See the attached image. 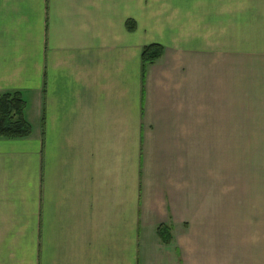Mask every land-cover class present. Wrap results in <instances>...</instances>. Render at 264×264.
<instances>
[{"label":"crops","instance_id":"1","mask_svg":"<svg viewBox=\"0 0 264 264\" xmlns=\"http://www.w3.org/2000/svg\"><path fill=\"white\" fill-rule=\"evenodd\" d=\"M237 11L0 0V95L31 127L0 138V264H264V235L236 233L264 218V0Z\"/></svg>","mask_w":264,"mask_h":264},{"label":"trees","instance_id":"2","mask_svg":"<svg viewBox=\"0 0 264 264\" xmlns=\"http://www.w3.org/2000/svg\"><path fill=\"white\" fill-rule=\"evenodd\" d=\"M129 31L134 30L132 22L127 23ZM163 49L157 45L145 47L141 54L143 67L158 60ZM25 102L19 93L0 95V138L8 140L24 139L30 136L31 127L24 119ZM158 237L164 244L171 240L170 229L158 228Z\"/></svg>","mask_w":264,"mask_h":264},{"label":"rangeland","instance_id":"3","mask_svg":"<svg viewBox=\"0 0 264 264\" xmlns=\"http://www.w3.org/2000/svg\"><path fill=\"white\" fill-rule=\"evenodd\" d=\"M242 7H243V0H236V8L237 10V18L240 17L242 19ZM241 14V15H238ZM242 21V20H241ZM239 26V25H237ZM239 60V59H237ZM252 157L255 156V150H252ZM237 170L238 167H243V156L244 152L243 150L237 149ZM258 164L253 163V170L258 169ZM238 173V172H237ZM254 173V172H253ZM253 188H255V185H257L256 181L254 180L255 176L258 177L257 174H253ZM243 179V175L241 173V176L237 174V179ZM255 182V183H254ZM258 182V181H257ZM258 186V185H257ZM254 200V198H253ZM251 222V226L247 224V222ZM263 215H261V212L259 211V208H252V212L250 214V217H248V214H243V212H239L236 216V233L237 235H252V236H259L264 235V228L263 226Z\"/></svg>","mask_w":264,"mask_h":264}]
</instances>
